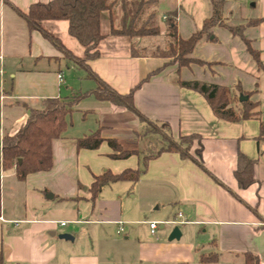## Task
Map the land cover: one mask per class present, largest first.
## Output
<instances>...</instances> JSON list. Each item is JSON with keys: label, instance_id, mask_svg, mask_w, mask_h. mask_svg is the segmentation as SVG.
<instances>
[{"label": "crops", "instance_id": "crops-1", "mask_svg": "<svg viewBox=\"0 0 264 264\" xmlns=\"http://www.w3.org/2000/svg\"><path fill=\"white\" fill-rule=\"evenodd\" d=\"M38 1L48 0H0V62L9 79L0 88V141L5 133L16 132L30 109L42 106V99L93 88L75 89L73 80L63 77L60 69L59 63L66 58L62 50L39 29H30L17 13L16 9L26 10ZM154 4L161 26L160 33L154 36L166 40L161 47L169 41L163 17L167 11L176 12L177 33L186 38L201 27L212 9L211 0H156ZM114 12L119 14V6ZM223 17L229 25L264 18V0H224ZM104 21L110 29L107 13L101 15L100 29ZM40 25L73 54L83 55L82 46L68 34L65 20H41ZM108 32L98 43L100 55L87 64L120 93L130 90L167 60L143 51L131 55L129 47L134 38L153 35L130 38ZM244 35L259 51L264 67V19L246 27ZM121 45L124 47L120 49ZM191 56L210 65L184 67L179 72L180 79L223 85L232 94L238 86L252 91L248 98L258 101L260 118L228 121L216 117L199 92L175 82L176 64H167L140 84L134 92V103L148 119L168 123L173 138L200 134L203 165L181 158L177 152L164 151L148 161L136 181L105 184L92 200L89 187L95 176L106 169L112 173L134 169L139 163L135 154L111 157L113 150L107 139H116L124 149L143 148L146 141L136 136L142 124L133 112L109 101L85 97L74 106L66 130L51 142L49 170L28 173L18 180L13 167L2 169L0 153L3 264H99L92 243L85 252L70 250L74 232L81 226L96 241L109 239L121 246L134 241L140 262L202 264L201 253H215L217 258L208 264H245L244 253L248 252L264 264V138L259 137L260 121L264 120V70L257 68L242 39L222 26H214L204 34ZM150 59H159L160 63L149 64ZM73 64L77 65L72 60L68 63ZM89 115L93 116L90 120ZM98 127L103 140L97 148L76 147L77 137ZM238 153L252 160L253 180L244 187L234 174ZM154 206L161 212H152ZM170 212L173 216L167 218ZM148 221L161 223L160 228L162 223L184 228H180L178 241H173L167 239L166 233L158 232V226L152 233ZM140 222L147 224L148 229L144 231ZM121 233L122 239L118 237ZM63 234L72 239L62 237ZM194 235L200 236L201 241H192L189 237Z\"/></svg>", "mask_w": 264, "mask_h": 264}, {"label": "trees", "instance_id": "trees-1", "mask_svg": "<svg viewBox=\"0 0 264 264\" xmlns=\"http://www.w3.org/2000/svg\"><path fill=\"white\" fill-rule=\"evenodd\" d=\"M156 0H48L46 2L31 3L26 10L16 9L24 18L30 29H39L42 34L55 46L62 50L64 57L72 60L78 66L84 68L87 77L95 80L96 85L85 91H77L65 97H46L42 99L40 108H31L24 124L13 134L5 133L0 141L1 167L3 170L14 168V176L23 180L28 173L46 171L52 167L51 142L66 130L69 124L68 117L75 109L74 106L87 96L97 100L109 101L120 105L133 112L141 122V128L136 131V136L143 139L149 133L156 134L155 139H147L143 148L124 149L116 139L109 138L107 142L113 153V158H125L131 154L138 157V166L134 169L126 168L119 173H112L106 169L94 177L89 187L90 198L97 197L101 188L110 182L118 180L136 181L146 170L148 161L160 155L164 151L177 152L181 158L193 159L201 166L202 141L198 133L180 134L173 138L170 134L168 123L153 121L144 116L134 103V92L140 84L160 71L167 64H176L177 78L175 82L181 86L199 92L210 105L214 115L228 121H241L248 118H260L258 101L249 100L252 91L239 88L232 94L223 85L206 82L200 79L182 80L179 72L182 68L191 65L206 66L210 64L199 58L191 56L196 43L208 34L214 26H222L233 35H238L245 44L246 51L254 59L257 68L264 70L259 58V51L252 48L249 39L244 35V29L261 22L264 18L249 19L244 24L229 25L223 17L224 0H211V14L205 18L199 29L188 37L182 38L176 29L175 11L165 13L164 29L169 36L166 47L158 46L147 51L146 55L167 59L162 65L146 74L137 84L125 93L116 91L110 84L100 78L90 69L87 61L100 55L98 43L105 36L100 29L102 13H107L110 19L108 34L128 36L156 35L161 31L157 20L156 10H149L144 20L141 19L149 3ZM116 6H119V14L115 15ZM41 20H65L68 34L73 37L83 48V55L77 56L66 49L60 40L44 30ZM131 55H135L131 51ZM139 53V51H138ZM247 98L240 100L239 96ZM260 136L264 138V120L260 121ZM103 140L100 127L90 133L77 137V148H97ZM158 142V143H157ZM252 160L242 153L237 155V165L234 174L238 184L242 187L252 182ZM1 193V182H0ZM1 213V205H0ZM217 258L215 253H201L199 260L202 264H208ZM245 264H259L258 257L251 253H244ZM0 264L3 258L0 254Z\"/></svg>", "mask_w": 264, "mask_h": 264}, {"label": "rangeland", "instance_id": "rangeland-1", "mask_svg": "<svg viewBox=\"0 0 264 264\" xmlns=\"http://www.w3.org/2000/svg\"><path fill=\"white\" fill-rule=\"evenodd\" d=\"M156 10V5L154 3H149L146 6V10L145 13H143L141 19L144 20L147 16V13L149 10ZM157 15L160 16L159 12L156 10ZM109 29V25L107 22H102L101 25V31L106 34L108 32ZM154 36V35H153ZM108 38H115V37H111L109 35H107ZM108 40V39H106ZM160 45L163 46L164 44H166V40L165 38H162L161 36H154V37H138V38H134V41L131 43L129 49L131 51H143V52H147L148 50H150L152 47H154L155 45ZM124 46L121 45L120 49L123 48ZM65 61L60 62V69L63 72V77H65V75H67V77L71 80H73V82L75 83V89L77 90H85L88 89L90 87H94L96 85L95 80L87 77V72L84 68L78 66V65H68L69 63V59L64 58ZM54 62V61H52ZM68 62V63H67ZM149 64L152 63H160L159 59H150V61H148ZM55 63V62H54ZM67 63V64H66ZM23 65H25L24 61L22 63ZM71 64V63H70ZM55 65H57L55 63ZM9 79L7 77V73L5 72V67L1 64L0 62V88L6 84H8ZM4 83V84H3ZM1 90H0V94H1ZM64 96V94L62 95ZM18 101H23V100H19ZM27 103H32L31 101H27ZM22 107L23 106H19ZM1 117V116H0ZM74 117V116H73ZM90 118H93V116H88V120H90ZM89 123V121H88ZM156 138V134L154 133H149L147 135H145V137L143 138L145 141L147 139H155ZM158 143V142H157ZM152 212H156L159 213L161 212V208H159V210L155 209V206L152 208L151 210ZM171 216H173V212H170L166 217L170 218ZM165 217V218H166ZM143 220H147L148 218L143 217L141 218ZM160 224H158V228L157 231L159 232L160 230L162 231L163 234L166 233V237L168 236L169 232L171 231L173 225L171 226L170 224H163V228H160ZM140 226L142 227V229L145 231V229H148L147 224H144L142 222H140ZM181 229H183L184 227H181ZM87 229H85L84 227H79L77 228V230H75V241L74 243L71 244V251L75 252V253H80V252H85L84 250L88 247V245H90L91 243L94 244L95 250L98 253V257H99V264H151L149 262H145L144 260H142L141 262L138 260L137 254H136V247L137 245L134 243V241H132L131 245H129L128 243L125 245H120L118 242H113L110 241L109 239H99L98 241H96L94 238L89 237V235L87 234ZM73 233V232H72ZM190 235V234H189ZM123 234H118L119 238H123ZM191 236V235H190ZM193 237H196V235L189 237L192 241L196 242V241H201V237L199 236L197 239H194ZM175 241H178L176 239H174ZM173 240V241H174ZM55 264V263H53ZM155 264V263H152ZM169 264V263H167Z\"/></svg>", "mask_w": 264, "mask_h": 264}, {"label": "water", "instance_id": "water-1", "mask_svg": "<svg viewBox=\"0 0 264 264\" xmlns=\"http://www.w3.org/2000/svg\"><path fill=\"white\" fill-rule=\"evenodd\" d=\"M246 98L247 97L245 95H240L239 96L240 100H244ZM180 235H181V230H180L179 226L178 225H174L172 227L171 231L169 232L167 239L168 240L179 239ZM62 237L72 239V237L70 235H68V234H63Z\"/></svg>", "mask_w": 264, "mask_h": 264}, {"label": "built area", "instance_id": "built-area-1", "mask_svg": "<svg viewBox=\"0 0 264 264\" xmlns=\"http://www.w3.org/2000/svg\"><path fill=\"white\" fill-rule=\"evenodd\" d=\"M163 17H165V16H163ZM58 80L59 81H62V76H61V74H58ZM180 215V214H179ZM64 222H62V224H63ZM119 223H121V222H119ZM148 225H149V228H150V231L152 232V233H154L155 232V229L157 228V226H158V222L157 221H148ZM122 229V227H119V231Z\"/></svg>", "mask_w": 264, "mask_h": 264}]
</instances>
